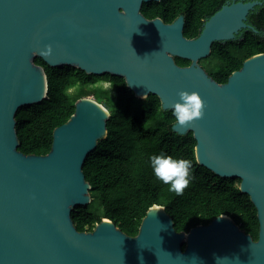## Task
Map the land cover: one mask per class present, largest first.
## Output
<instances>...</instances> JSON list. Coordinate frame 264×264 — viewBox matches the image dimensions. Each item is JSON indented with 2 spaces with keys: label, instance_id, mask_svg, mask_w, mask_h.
I'll return each mask as SVG.
<instances>
[{
  "label": "water",
  "instance_id": "1",
  "mask_svg": "<svg viewBox=\"0 0 264 264\" xmlns=\"http://www.w3.org/2000/svg\"><path fill=\"white\" fill-rule=\"evenodd\" d=\"M149 1L0 0V264H264V52L247 57L226 82L200 63L214 42L257 31L246 19L263 1L225 4L195 37L184 33V14L148 18L141 8ZM38 56L51 66L123 76L136 96L157 94L164 109L180 90L197 91L203 118L172 128L193 131L200 164L241 179L258 210L259 238L224 213L178 231L161 204L150 206L136 235L107 217L79 230L72 212L93 199L83 164L107 135L111 113L82 96L54 128L49 152L21 151L17 111L48 92Z\"/></svg>",
  "mask_w": 264,
  "mask_h": 264
},
{
  "label": "trees",
  "instance_id": "2",
  "mask_svg": "<svg viewBox=\"0 0 264 264\" xmlns=\"http://www.w3.org/2000/svg\"><path fill=\"white\" fill-rule=\"evenodd\" d=\"M262 1L253 11L258 31L249 29L242 40L216 41L211 55L200 60L217 81L226 82L247 57L264 52ZM222 2L225 0H153L144 2L141 11L148 18L160 16L166 22L184 14V33L195 37L204 19ZM214 58L216 62H212ZM175 59L181 65L191 63L188 58ZM36 62L45 67L48 92L41 102L21 106L17 111L21 151L49 152L54 128L70 118L76 100L82 96L93 95L111 113L107 135L99 139L83 164L93 199L72 212L79 230H92L107 217L126 233L136 235L150 206L161 204L173 217L178 231L207 224L224 213L254 239L259 238L258 210L250 195L240 189L241 179L221 176L198 162L193 131L181 134L172 128L176 122L172 109H164L157 94L136 96L123 76L96 75L72 65L51 66L40 56ZM108 78L109 87L98 82ZM73 87H79L75 94L69 92ZM160 153L192 162L190 183L182 194L171 191L154 176L150 157Z\"/></svg>",
  "mask_w": 264,
  "mask_h": 264
},
{
  "label": "clouds",
  "instance_id": "3",
  "mask_svg": "<svg viewBox=\"0 0 264 264\" xmlns=\"http://www.w3.org/2000/svg\"><path fill=\"white\" fill-rule=\"evenodd\" d=\"M179 99L171 104L172 115L181 127H188L205 114V101L197 91L180 90ZM154 176L170 190L182 194L191 179L192 162L184 158H174L171 155L160 153L150 157Z\"/></svg>",
  "mask_w": 264,
  "mask_h": 264
},
{
  "label": "flooded vegetation",
  "instance_id": "4",
  "mask_svg": "<svg viewBox=\"0 0 264 264\" xmlns=\"http://www.w3.org/2000/svg\"><path fill=\"white\" fill-rule=\"evenodd\" d=\"M233 1H235V0H225V2H222L221 4H220V6H218L217 8H216V10L212 13V14H210L209 16H207L205 19H204V21L206 20V19H208L210 16H212L216 11H218L219 9H221L222 8V6H224L225 4H228V3H230V2H233ZM238 1V0H237ZM246 1V0H245ZM254 10H256L255 8L254 9H252L249 13H248V16H247V19H246V22L248 23V24H250V25H252L254 28H256L255 27V23H254V19H253V17H254V13L255 12H253ZM249 29H252V28H243V29H241L238 33H237V35H236V37L233 39V40H236L237 38L239 39V40H242L243 38H244V33H246ZM258 31V30H257ZM222 42H225V41H222ZM209 57V56H208ZM106 80H109V82H110V84H111V80L108 78V79H106Z\"/></svg>",
  "mask_w": 264,
  "mask_h": 264
},
{
  "label": "rangeland",
  "instance_id": "5",
  "mask_svg": "<svg viewBox=\"0 0 264 264\" xmlns=\"http://www.w3.org/2000/svg\"><path fill=\"white\" fill-rule=\"evenodd\" d=\"M207 61H208V60H205V62H207ZM208 62H209V61H208ZM212 62H216V59L214 58V59L212 60ZM212 62H211V63H212ZM98 82L104 84V86H108V87H109V85H110L109 80H106V79H101V80H99ZM78 90H79V87H73V88H71V89L69 90V92H70L71 94H75ZM89 96H91L92 98H94L93 95H89Z\"/></svg>",
  "mask_w": 264,
  "mask_h": 264
}]
</instances>
